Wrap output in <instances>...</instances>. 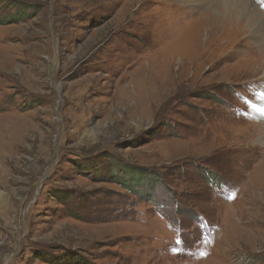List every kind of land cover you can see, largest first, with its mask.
I'll use <instances>...</instances> for the list:
<instances>
[{"label": "rangeland", "instance_id": "374dc122", "mask_svg": "<svg viewBox=\"0 0 264 264\" xmlns=\"http://www.w3.org/2000/svg\"><path fill=\"white\" fill-rule=\"evenodd\" d=\"M209 1L0 0V264H264V0Z\"/></svg>", "mask_w": 264, "mask_h": 264}, {"label": "bare ground", "instance_id": "6f19581e", "mask_svg": "<svg viewBox=\"0 0 264 264\" xmlns=\"http://www.w3.org/2000/svg\"><path fill=\"white\" fill-rule=\"evenodd\" d=\"M209 3L212 5L210 9L211 12H213L212 19H214V22L216 23L224 21L227 24L235 25L237 23L232 22V20H235L238 17H241L242 19L244 16L242 20H239L238 25V27H242V30L250 25H252V28L254 29L256 25V19L261 16L257 8L249 0H211ZM262 65L264 66V64Z\"/></svg>", "mask_w": 264, "mask_h": 264}, {"label": "trees", "instance_id": "16d2710c", "mask_svg": "<svg viewBox=\"0 0 264 264\" xmlns=\"http://www.w3.org/2000/svg\"><path fill=\"white\" fill-rule=\"evenodd\" d=\"M40 258L41 259H44L42 256H40ZM82 258V257H81ZM46 259V258H45ZM72 263H74V264H84V262L82 261V260H80V258H76L75 259V257L73 258V261H72Z\"/></svg>", "mask_w": 264, "mask_h": 264}]
</instances>
